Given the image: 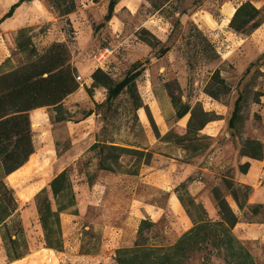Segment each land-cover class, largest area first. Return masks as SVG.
I'll return each instance as SVG.
<instances>
[{
  "label": "rangeland",
  "instance_id": "374dc122",
  "mask_svg": "<svg viewBox=\"0 0 264 264\" xmlns=\"http://www.w3.org/2000/svg\"><path fill=\"white\" fill-rule=\"evenodd\" d=\"M37 1L52 10L47 0ZM99 1L94 0V3ZM103 1L107 4L109 0ZM167 1L145 0L138 14L124 20V30L113 40L104 32L109 23H104V26L100 27L103 23V16L99 10L102 5L88 9L76 5L75 11L77 6L84 11L87 18L86 27L91 25V33L88 39L86 38L88 30L83 31L82 43L78 47L73 40L75 36L69 34L67 45L72 62L73 58L83 53L114 81H120L132 64L143 63L144 72L137 78L136 86L147 111L141 109L137 112L138 125L134 122L126 96L122 95L114 103L112 108L114 113H109L102 106L106 98L104 89H94L91 96L86 91L85 93L79 91L88 89L83 77H78L79 89L76 96L67 97L63 102V107L68 113L66 121L52 124L48 117L50 110L43 108L39 111V114L45 117V121L40 130L31 127L34 146V153L31 156L40 165L44 182L40 184L42 178L37 170L34 169L30 173L26 166L13 175L16 180L15 186L6 182L17 199V219L24 231L27 255L20 261L9 263L0 239V264H116V252L134 246L139 239L137 232L140 222L144 220L154 223L152 229L143 233L146 245L171 246L189 230V226L170 207L169 195L175 194L179 186L169 184L167 179L169 168L184 164L203 167L209 162L212 153L226 143L230 150L225 154L232 160L223 174L234 178L240 158L239 142L244 140L261 142V139H264L261 120L256 113L260 101L264 100V54L259 60H255L254 66L245 74L248 62L245 49L232 48L228 42H223L219 38H209V34L203 32V36L208 39L217 54L216 60L209 62L208 56L198 44L196 34L190 30L191 24L188 23L185 29L181 25L177 26L179 22L175 14H188V10L199 7L205 8L217 17L219 4L223 0H174L167 8L154 15L155 19L160 18L163 30H157V27L152 25L150 29L157 31L153 36L150 30L141 28L154 14L153 10L159 9ZM261 17L263 22L264 8ZM63 28L69 30L68 25H64ZM43 29L44 27L42 31ZM38 31L37 28L31 29L33 38ZM142 31H147L155 37L159 44L157 42L153 49L144 44L141 40L148 36ZM160 38L162 40H159ZM33 41L39 49L45 48L37 39ZM146 47L151 50L148 55L143 50ZM164 47H169L170 51L160 57L158 51ZM8 60L9 64L3 63L0 72L4 71V68L18 67L23 63L22 56L16 51L11 52ZM188 62L191 63L190 68ZM215 71H219L220 77L231 88V93L218 101L205 93ZM240 93L245 97L242 105L243 121L232 136L233 132L227 129V121ZM169 94L182 105L194 107L199 104L204 112L219 119L206 125L200 132L204 139L188 143V150L177 146L174 138H164L170 132L175 136H183L189 119L187 115L185 121L175 123L169 117L168 103L172 108ZM256 94L261 96L258 103L254 104ZM147 112L158 129L159 139L153 134ZM153 113L160 122L159 113L164 123H156ZM103 140L145 148L154 153L153 160L148 168L140 167L136 176L125 174L126 171H134V159L129 157L121 161L122 173L99 171L96 151H91L90 148ZM193 147L198 148L197 152H193ZM64 170H67L69 175L75 208L60 215L62 251L49 252V249L44 247L34 197L46 189L55 210L49 183ZM155 172L160 175L161 185L156 184L159 180L147 182L145 179L147 175ZM204 180L202 172L195 170L187 182ZM213 187L210 186L209 191ZM217 187L234 207L222 182H219ZM241 217L242 220L251 219L247 212ZM243 244L251 253L250 245ZM202 256L203 253L195 254L186 264H202ZM210 264L223 262L212 255Z\"/></svg>",
  "mask_w": 264,
  "mask_h": 264
},
{
  "label": "trees",
  "instance_id": "16d2710c",
  "mask_svg": "<svg viewBox=\"0 0 264 264\" xmlns=\"http://www.w3.org/2000/svg\"><path fill=\"white\" fill-rule=\"evenodd\" d=\"M26 1L31 0H19L14 4L0 19V23L9 18L14 10ZM118 1L109 0L107 14L100 27L110 21ZM47 2L59 17L67 16L76 9L74 0H47ZM261 18V11L255 9L249 2H245L236 9L229 28L237 35L248 36L260 26ZM190 30L196 34L198 44L208 56L209 62L215 61L217 54L208 39L196 27L192 26ZM142 32L148 37L141 41L153 49L158 41L147 31ZM15 49L16 53L22 56L23 63L18 67L4 68L5 70L0 72V239L9 263L20 261L27 255V243L21 223L17 219V199L14 191L7 185L6 178L26 166L30 173L34 169L37 170L42 178L40 184L44 182L40 165L31 156L34 153L31 127L39 130L43 126L45 117L39 114L40 109L43 108L50 110L48 117L52 124L66 121L68 113L63 107V102L79 89L76 80L77 71L73 66L67 44L53 43L46 48L39 49L34 44L31 29H22L17 33ZM169 51V47H164L159 49L158 53L161 57ZM4 63L9 64V60L7 59ZM187 64L190 68L191 63ZM253 66L254 63L250 64L245 74H248ZM143 72L144 64L136 62L131 65L120 81H114L107 73L97 69L91 75L92 83L86 92L91 96L94 89H104L106 98L102 106L109 113H114L112 110L114 103L125 95L133 113L134 122L138 123L137 112L141 109L147 111L136 86V80ZM205 93L218 101L228 96L231 88L220 77L219 71H215ZM260 96L255 95L254 104L258 103ZM169 98L175 110L174 118L178 121L189 115V119L183 136H175L170 132L164 138L172 137L177 146L188 150V143L204 139L200 136V132L206 125L219 119L215 115L204 112L199 104L190 107L182 105L172 94H169ZM244 100V94L240 93L227 121V129L233 132L232 136L243 121ZM32 111L34 112L30 116L29 113ZM147 115L153 134L159 139L158 129L149 112ZM111 116L113 117L112 114ZM239 148L240 157L255 161L263 158V144L258 140L241 141ZM90 150L96 151L97 169L111 174L122 173L123 158H133L134 171L125 172L131 176L138 175L140 167H149L154 156L152 151L145 148L105 140L97 142ZM197 150V147H193V152ZM249 168V163L236 165V174L245 175ZM221 182L227 195L238 210L242 211L246 207L251 189L237 184L234 178L227 176H223ZM49 188L55 210L52 208V202L48 198L46 189L36 194L34 204L43 234L44 247L61 252L63 242L60 215L75 208V198L67 170L58 174L49 183ZM210 193L218 211L217 221L207 218L203 206L196 203L187 193L185 184H181L176 188L175 194L191 220L192 228L182 234L173 245L155 247L146 245L143 239V233L152 229L154 223L141 221L137 232L139 239L132 248L116 252V264H186L193 255L199 253H203L202 264H210L212 255L221 259L223 264H257L249 249L233 234L238 223V216L221 190L213 187ZM250 210L252 214H256L261 207H252Z\"/></svg>",
  "mask_w": 264,
  "mask_h": 264
},
{
  "label": "crops",
  "instance_id": "0c3cea01",
  "mask_svg": "<svg viewBox=\"0 0 264 264\" xmlns=\"http://www.w3.org/2000/svg\"><path fill=\"white\" fill-rule=\"evenodd\" d=\"M18 1L19 0H0V19H2V17ZM144 1L145 0L118 1L114 7L113 15L110 21L107 22L109 23L108 27L104 31L105 34H108L109 39L113 40L120 36L125 27L124 20L129 16L134 17L136 14H138L142 4L145 3ZM173 1L174 0H168L167 3L159 9H154V14L148 18L149 21L143 23L144 25H142L141 28L150 30V32L154 34L153 36L156 35L157 31H154L155 29H150L152 25L156 26L157 30H163V28L160 26V18L158 17L155 19L154 15L162 11L164 8H167V6ZM74 2L75 5L82 6V9H88L92 6L99 7V5H102L99 10L103 18L107 14L108 3L106 4V2L103 0H100L96 3H94V0H74ZM245 2H249L255 9L260 11H262L264 8V0H223L219 4L217 17H214L210 12L202 7L188 10V14L177 13L175 14V17L178 18L179 25L183 26L184 29L187 27V24L190 23L191 26L196 27L201 33H208L209 38H219L221 41L231 44L232 48L236 47L237 49L238 47H241L242 49H245V51H247L246 59H248L246 64L247 66L245 68L246 70L250 64L254 63L255 60L259 59L264 54V21L248 36H242L233 33L229 28V23L236 9ZM78 6L77 11H74L67 16L59 17L57 14H55L56 11L54 9H52L54 10V12H52V10L47 9L41 4V2L37 0L21 3L9 18L0 23V68L2 64L8 58H10L11 52L16 51L15 37L18 31L22 29L37 28L39 33L35 35L33 39H37L38 43L45 48L53 43L67 44V38H70L69 34H73L75 36L73 40L76 41V45L78 47L79 44L82 43V33L84 30H88L86 32V38L89 39L91 25L86 27V15L84 14L83 10L78 8ZM64 25H68L69 30H65L63 28ZM43 27L44 29L42 31ZM159 40L162 39L160 38ZM143 50L147 55L151 52V50L149 48L147 49V47ZM73 66L77 71V78L83 77L84 84L89 89L92 83L91 75L95 70L99 69V67L90 57L84 56L83 53L78 54L77 58H73ZM79 91L85 93L86 90L82 89ZM75 96L76 92L70 95L68 98H74ZM259 104L260 106L256 110V113L260 117L261 128L264 135V100L260 101ZM154 105L156 104L154 103ZM167 106H169V117L172 118L175 123L186 120L187 116L177 121L174 118L175 110L173 107H170L169 103ZM33 112L34 111L30 112L29 114L31 115ZM158 116L161 121L159 122L154 115L155 122L158 124H163L164 120L162 116L159 113ZM41 128L42 127H40L39 130ZM220 128L222 130L223 126ZM261 140L263 144V158L261 160L255 161L245 157H240L237 163V165H242L244 163L250 164L247 174H236L234 177V181L237 184L249 187L251 189L247 199L246 207L242 211H239L235 204L233 207L228 200L227 202L238 216V223L233 230V234L242 243H247L250 245L251 255L256 262H261L264 264V139ZM229 150V146L225 143L221 148H218L212 153V156L209 158V162L205 163L203 167L199 168L193 167L190 164H184L178 167H170L167 172L169 184L174 186L185 184L186 191L189 196L196 203H199L203 206L207 214V218L211 221H217L219 216L209 188L210 186H219L221 178L225 176L223 173L227 170V167L230 165L232 160V158L230 159V157L226 156L225 154ZM195 170L202 172V177L205 179L204 182H187ZM18 171L8 176L6 178V182H9L12 186H15L16 180H14L13 175H15ZM159 176L160 175L155 172L153 174L147 175L145 179L147 182L159 180V182L157 181L156 184L161 185L162 183ZM169 202L172 210L179 214L181 218H183L190 230L193 226L192 222L179 203L177 196L175 194L169 195ZM257 206H260L261 210L256 214H252L250 209ZM245 212L249 213V217L251 219L242 220L241 216ZM48 251L52 252L51 250Z\"/></svg>",
  "mask_w": 264,
  "mask_h": 264
},
{
  "label": "built area",
  "instance_id": "2783aa9c",
  "mask_svg": "<svg viewBox=\"0 0 264 264\" xmlns=\"http://www.w3.org/2000/svg\"><path fill=\"white\" fill-rule=\"evenodd\" d=\"M77 82H79V78H76Z\"/></svg>",
  "mask_w": 264,
  "mask_h": 264
}]
</instances>
